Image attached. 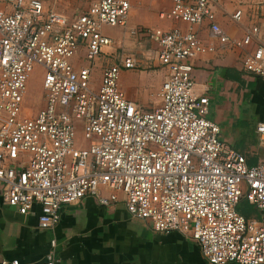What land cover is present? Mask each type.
I'll return each mask as SVG.
<instances>
[{
	"label": "built area",
	"instance_id": "obj_1",
	"mask_svg": "<svg viewBox=\"0 0 264 264\" xmlns=\"http://www.w3.org/2000/svg\"><path fill=\"white\" fill-rule=\"evenodd\" d=\"M223 0H172L164 17L187 23L131 33L155 42L168 70L158 97L145 109L120 85L133 55L106 64L95 87L94 69L113 40L102 28L126 26L130 0H96L67 15L43 0H0V197L38 226L54 229L63 208L92 196L111 205L123 194L135 219L156 233L179 232L199 245L210 264H264V157L222 137L211 101L196 89L195 60L220 48L242 49L245 77L264 80V31L253 25L230 36L217 21ZM243 10L231 15L243 22ZM208 25V39L200 33ZM83 48L82 65L74 58ZM41 73L44 105L28 106L29 80ZM264 147V121L256 125ZM242 199L253 206L242 214ZM41 264H56L55 247ZM12 264H19L13 261Z\"/></svg>",
	"mask_w": 264,
	"mask_h": 264
},
{
	"label": "crops",
	"instance_id": "obj_2",
	"mask_svg": "<svg viewBox=\"0 0 264 264\" xmlns=\"http://www.w3.org/2000/svg\"><path fill=\"white\" fill-rule=\"evenodd\" d=\"M49 7L73 16L86 10L96 0H43ZM131 12L126 26H104L105 36L113 40L104 47L95 63V87L100 84L101 71L117 57L133 55L136 68L123 69L120 85L130 100L145 109L160 104L158 92L167 75V68L158 58V45L146 37L131 33L134 28L153 27L169 30L187 28V23L163 16L172 7V0H130ZM243 10V22L231 21L233 12ZM217 21L233 37H241L253 25L264 31V0H223L217 8ZM208 25L202 26L201 37L208 39ZM84 49L74 58L82 65ZM242 49L220 48L201 54L194 62L196 89L210 97L225 96L227 111L221 110L217 121L222 137L233 147L246 153L250 164L264 157V147L256 134V125L264 121V80L258 76L245 77L241 71ZM215 99V98H214ZM44 105V102L42 106ZM225 106V107H226ZM36 111H34L35 113ZM235 116V119L233 118ZM210 118L212 117V111ZM233 127L235 120L244 125L236 136H225L221 120ZM216 121V119H214ZM242 130V131H241ZM56 239V264H210L197 242L179 232L156 233L147 220L133 218L125 207L123 194L111 205L100 204L95 197L86 196L80 202L63 208L60 222L54 229L38 226L37 214L22 215L0 197V264H41Z\"/></svg>",
	"mask_w": 264,
	"mask_h": 264
},
{
	"label": "rangeland",
	"instance_id": "obj_3",
	"mask_svg": "<svg viewBox=\"0 0 264 264\" xmlns=\"http://www.w3.org/2000/svg\"><path fill=\"white\" fill-rule=\"evenodd\" d=\"M41 76H42L41 73H39L38 71L34 72L27 86V88H29L27 104L29 107L32 108V111H37L38 109H40L44 102V99L42 97V87H40L41 86ZM211 97L213 98L212 99V117L216 119V121H219L221 119L220 117V112H222L221 110H224L225 117L227 115H231V112H229L226 115L228 105L226 106L227 102H226L225 96L219 97V96L211 95ZM233 118L235 119V116H233ZM221 122H223V119L221 120ZM221 124L224 128L225 136L227 135L236 136V138L238 137L239 141H242V137L237 136V134L240 132H236V130H239L242 127L241 125H244L242 121L237 122L235 120V125L233 127H230V125L224 122ZM252 214L253 212L250 215Z\"/></svg>",
	"mask_w": 264,
	"mask_h": 264
},
{
	"label": "trees",
	"instance_id": "obj_4",
	"mask_svg": "<svg viewBox=\"0 0 264 264\" xmlns=\"http://www.w3.org/2000/svg\"><path fill=\"white\" fill-rule=\"evenodd\" d=\"M238 210H239L242 214H244V215H246V216H250V214H251L252 212H254V208H253V206H251V205L246 201V199H242V200H241L240 204L238 205Z\"/></svg>",
	"mask_w": 264,
	"mask_h": 264
}]
</instances>
